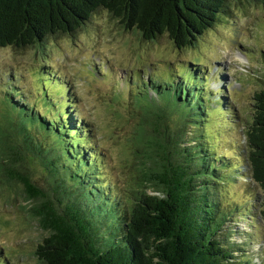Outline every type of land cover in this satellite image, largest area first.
Instances as JSON below:
<instances>
[{
	"label": "trees",
	"instance_id": "1",
	"mask_svg": "<svg viewBox=\"0 0 264 264\" xmlns=\"http://www.w3.org/2000/svg\"><path fill=\"white\" fill-rule=\"evenodd\" d=\"M232 1L0 0V48L25 50L51 37L74 35L106 11L146 41L168 35L178 49H185L215 27ZM184 71L179 82H137L139 96L132 103L143 112L136 138L142 167L124 204L112 187L101 183L102 157L94 148H85L92 130L74 119L69 100L58 102L70 111H56L49 119L27 104L22 93L8 89L7 97L23 122L0 140V169L22 185L28 201L38 202L31 214L49 233L36 251L42 264H264V241L252 244V251L245 237L233 240L234 233L242 236L238 231L231 230L226 244L221 239L235 211L223 207L220 185L237 176L219 178L232 169L230 163L214 159L199 133L191 141L193 129L199 128L196 122L203 119L204 97L209 103L207 78L196 69ZM192 79L202 81L201 88L193 87ZM49 80L65 91L59 81ZM42 93L43 103L55 107L48 87ZM254 101L253 120L245 129V157L249 176L264 196V90ZM34 166L52 179L57 202L35 184ZM260 217L264 224V200Z\"/></svg>",
	"mask_w": 264,
	"mask_h": 264
},
{
	"label": "rangeland",
	"instance_id": "2",
	"mask_svg": "<svg viewBox=\"0 0 264 264\" xmlns=\"http://www.w3.org/2000/svg\"><path fill=\"white\" fill-rule=\"evenodd\" d=\"M185 68L196 69L207 78L204 92L209 100L207 104L204 97L203 119L196 122L199 128L193 129L195 139L191 141L199 133L214 159L230 163L232 169L219 178L237 176L220 185L223 207L235 211L230 230L221 239L226 244L227 235L238 231L242 236L234 233V241L246 238L249 245H262L264 196L249 176L245 129L253 120L255 95L264 90V0H233L215 27L185 49H178L168 35L146 41L106 11L94 15L74 35L51 37L25 50L0 48V140L23 122L7 97L9 88L22 93L27 104L38 107L49 119L56 111H70L58 102L69 100L74 119L92 130L93 138L85 148H94L102 157L98 162L104 175L101 183L106 189L112 187V194L124 204L142 167L136 138L143 112L132 103L139 96L141 84L137 82L171 78L179 82ZM50 78L59 81L65 91L51 85ZM192 82L193 87L203 84L196 79ZM45 87L55 107L43 103ZM151 96L156 98L153 92ZM32 178L50 199L58 201L52 179L41 167L32 168ZM26 197L22 185L11 182L0 169V264H42L36 251L49 233L31 214L38 202Z\"/></svg>",
	"mask_w": 264,
	"mask_h": 264
}]
</instances>
